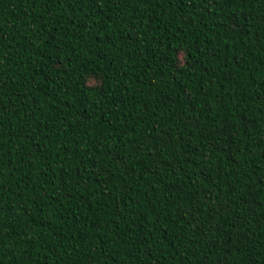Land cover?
<instances>
[{"label":"trees","instance_id":"16d2710c","mask_svg":"<svg viewBox=\"0 0 264 264\" xmlns=\"http://www.w3.org/2000/svg\"><path fill=\"white\" fill-rule=\"evenodd\" d=\"M0 264H264V0H0Z\"/></svg>","mask_w":264,"mask_h":264}]
</instances>
